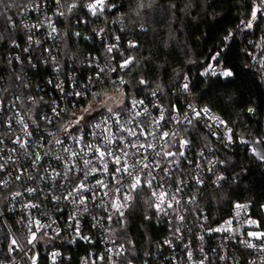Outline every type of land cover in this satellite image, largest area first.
Returning <instances> with one entry per match:
<instances>
[{
  "label": "built area",
  "instance_id": "obj_1",
  "mask_svg": "<svg viewBox=\"0 0 264 264\" xmlns=\"http://www.w3.org/2000/svg\"><path fill=\"white\" fill-rule=\"evenodd\" d=\"M95 2L86 0L87 14L93 21L100 17L104 19L106 3L101 14L92 15L89 11L87 5ZM256 3L261 20V54L257 69L264 74V0H256ZM59 13V10L52 12L46 4H36L22 7L8 16L12 26L19 27L23 34L20 53H14L11 60L20 65L25 59L36 71L33 58L38 57L41 67L49 69L53 76V82L51 77L46 81L53 86L57 97H46L40 91L32 90L30 75L23 70L10 73L13 82L8 75L0 79V264H264V239L249 235L264 233L259 219L252 214L251 205L233 202L228 214L219 219L210 218L206 210L199 208L208 191L218 190L238 179L225 160L234 144L229 124L211 107L199 104L193 98L188 77L169 93L163 90L140 96L126 93L129 89L124 77L127 66L121 68L126 61L125 55L120 50L115 23L106 18L99 25L96 23V27L90 28V24V32L76 34L86 41L96 36L99 42H103V60L94 54L80 63L83 68L94 67V76H87L86 84L78 83L75 73H68L66 79L65 67L56 58V50L62 43L56 23ZM126 47L132 48L133 42ZM8 57L7 54L6 59ZM222 70V65L210 63L207 75L212 78L220 75ZM104 73L117 88L115 93L119 98L112 109L120 116L119 124L137 135L129 136L127 131H121L115 117L109 118L107 125L102 124L110 129L102 135H112L114 143L109 147L129 164L146 157L143 162L151 164L152 168L144 172L151 170L156 177L152 189H137L129 201L123 199L128 193L127 185L117 193L120 185L103 173L97 159L84 147L100 142L94 136L100 130L93 125L101 123L110 114L101 110L93 112L95 119L86 116L91 119V124L82 132H77L79 126L72 125L77 116L86 115L84 109L99 104L92 96L96 88L93 82H103ZM80 101H86V105L75 108ZM137 112L143 114L137 116ZM253 112L252 109L248 114L252 116ZM190 126L201 128L212 144H204L197 140L194 132L185 131ZM141 130L143 134H140ZM163 133H169V136L164 137ZM71 134L77 138L83 136V139L74 142ZM57 139L62 143L57 144ZM185 140L188 143L180 147ZM133 143L138 146L152 144L155 151L131 147ZM65 148L69 151H64ZM72 152L79 155L73 156ZM124 152L128 153L127 157L123 156ZM156 152L161 155L157 156ZM164 152H183V156L177 154L165 158ZM36 154L42 159L36 160ZM84 159H92V165L86 168ZM93 166L101 171L85 180L84 173ZM112 167L114 164L110 163L109 168ZM98 179L107 187L97 185ZM124 179L128 178L125 176ZM81 181L88 190L78 193L76 190ZM29 189L34 191L29 192ZM153 190L157 193L166 191L165 199L173 207L169 208L166 202L162 205L164 211L158 212L155 204L159 201L153 197ZM144 195L151 202L157 224L166 227L167 235L136 262L127 256L125 247L115 239L114 224L120 212L112 204L119 200L124 205L120 209L123 212ZM173 195L180 201L178 205L172 200ZM81 199L83 203H80ZM248 244L254 247H248ZM1 249H4L2 253Z\"/></svg>",
  "mask_w": 264,
  "mask_h": 264
},
{
  "label": "trees",
  "instance_id": "obj_2",
  "mask_svg": "<svg viewBox=\"0 0 264 264\" xmlns=\"http://www.w3.org/2000/svg\"><path fill=\"white\" fill-rule=\"evenodd\" d=\"M85 2L0 0V79L8 75L13 82L10 73L23 70L30 75L32 90L46 97H57L53 86L46 81L51 77L53 82V76L49 69L41 67L38 57L33 58L36 71L25 59L20 65L11 60L14 53H20L23 34L19 27L12 26L8 16L22 7L46 4L52 12L63 13L56 18L62 42L56 58L65 67L66 79L68 73H75L80 84H86L87 76L93 77L96 71L94 67L83 68L80 63L94 54L103 60L104 51L103 42L96 36L86 41L76 34L90 32L92 26L96 27L105 18L114 22L120 50L125 60L132 61L124 74L129 84L126 93L136 96L153 90L169 93L188 77L193 98L211 107L233 130V151L225 160L238 179L208 191L199 208L206 210L210 218L219 219L228 214L231 203L249 204L253 216L264 228V163L256 162L250 148L241 143L258 139L264 147V74L257 69L261 54L259 10L253 19L254 10L258 9L256 0H105L104 19L94 21L85 10ZM72 4L76 7L68 11ZM129 42H133V47L127 49ZM210 63L222 65V73L210 78L207 75ZM224 72L232 75L225 77ZM106 76L104 73L103 82L93 80L94 92L104 95L117 89L113 87L114 81ZM10 86L8 83L7 87ZM85 105L86 101H80L75 108ZM249 109L254 110L252 116L248 114ZM185 131L194 132L204 144H212L199 127L190 126ZM113 233L125 247L127 256L138 262L162 241L167 229L157 224L151 202L144 195L126 208L123 216H117Z\"/></svg>",
  "mask_w": 264,
  "mask_h": 264
},
{
  "label": "snow or ice",
  "instance_id": "obj_3",
  "mask_svg": "<svg viewBox=\"0 0 264 264\" xmlns=\"http://www.w3.org/2000/svg\"><path fill=\"white\" fill-rule=\"evenodd\" d=\"M57 2L59 3V0H57ZM104 3H105V0H96L95 3L88 4L87 7H88L89 11L92 13V15H98V14H101L103 12ZM75 7H76V4L70 5L68 11H71ZM258 10L259 9L254 10L253 19H255L256 11H258ZM59 15H63V13H59ZM248 26L251 27V22L249 23ZM53 31H55L54 28H53ZM77 35H79V34L77 33ZM108 50L112 51L111 48H109ZM131 62H132L131 60H126L125 63L121 65V68L126 67ZM223 75L225 77H227V76H231L232 73L231 72H224ZM141 83H143V81H141ZM185 88H187V85H185ZM76 95L79 96L81 94L76 93ZM92 96L94 99H97L99 101V107L96 109H92L91 107L84 109V113L86 115L77 116L72 121V125L73 126H79V127H77V132H82V130L84 128H87L89 126V124H91V119H87L86 116L91 117L92 119H95V116H93V112L94 111L100 112L101 110H105L110 114V117H104L102 119L101 123H97V124L93 125V127L95 129L100 130L98 133H94V136H96L100 142H98L95 145L85 144L84 147L87 148L91 152V155L97 159L99 164L102 166L103 173L110 176L113 180H115L117 182V184L120 185V187H118L116 189L117 193H120L121 189L125 185H127L128 193L124 194L123 199L125 201H129V200L134 198L132 194L136 193L137 189H140L142 191L145 188H147V189L153 188V181L156 179V177L154 175H152L151 170L148 172H144L145 169H151L152 165L149 163L143 162V160L146 159V157H142L141 160L137 161L136 163L129 164L127 159L122 160L120 155H116V153L111 150L109 145H112L114 143L113 137L111 134L102 135L103 133L110 131V129L102 127V124L107 125V121L111 117H115V121L119 124L120 116L118 113L113 111L111 106H109L108 99H111V98L101 99L102 94L98 93V92H93ZM120 111L121 112L124 111L123 107L120 108ZM204 111H207V109H205ZM249 111H252V109H249ZM142 114L143 113H140V112L136 113L137 116L142 115ZM196 115H199V113H196ZM216 119L218 120L219 118H216ZM161 120H163V115H161ZM82 121H83V123H81ZM220 123H223V121H220ZM119 126H120L121 131H127L129 136H136L137 135V133L135 131H132L130 129H125L123 124H119ZM25 128H27V125H25ZM65 131L67 133L68 129L65 128ZM140 134H143V130H141ZM28 135H31V133H29ZM162 135L164 137H168L169 133H163ZM71 138L73 139L74 142L78 143L80 140L83 139V136L77 138V136L75 134H71ZM120 140L123 141V137H121ZM56 143L61 144L62 140L57 139ZM187 143L188 142L186 140L182 141L180 147H184ZM241 143L248 144L249 142L242 140ZM255 143L257 145H259L261 142L256 141ZM21 147H26V145L21 144ZM131 147H134V148H136V147L145 148L146 147V148H152L155 151V146L152 144H148L146 146L144 144H140L138 146L137 144L133 143V144H131ZM64 151H69V149L65 148ZM82 151H83V148H82ZM252 153L254 155H256L258 159L264 160V151H258V149L256 147H253ZM137 154H139V153H134V155H137ZM177 154L180 156H183V152H179V153L164 152L163 153L165 158L166 157H175V156H177ZM72 155L77 156L79 154L76 152H72ZM127 155H128V153H126V152L123 153L124 157H127ZM156 155L159 156V155H161V153L156 152ZM40 159H42V157L39 154H36V160H40ZM57 159H60V157H57ZM83 163H84L85 167L88 168L90 165H92L93 161H92V159H84ZM110 163L114 164V167H112L111 169L109 168ZM34 164H35V161H34ZM0 168H2V165H0ZM100 171H101V168H98L95 166L91 167L88 172L84 173L85 180H87V177L89 175H96ZM161 171H165V170L161 169ZM56 175H59V173H57ZM125 176L128 178L127 180L124 179ZM19 178L20 177L18 176L17 179H19ZM220 179H222V177ZM96 183H97V185H99L102 188L107 187V185L104 183L103 180L98 179L96 181ZM197 183H200V181L197 180ZM85 190H88V189H85L84 182L81 181L79 184V187L76 191L78 193H82ZM28 191L32 192L34 190L29 189ZM177 191H180V189H177ZM16 195H20V193H17ZM69 195H72V193H69ZM152 195H153V197H155L156 200L159 201V203L155 204L157 211L158 212L164 211L162 205H164L167 202L165 199V197L167 196V192L162 190L159 193H157L155 190H153ZM172 200H175L177 205L180 203V201L176 198L175 195L172 196ZM83 202H84L83 199H81L80 203H83ZM167 206L169 208L173 207L171 202H167ZM112 207L117 212H120L121 216H123V212H121L120 209L122 207H124V205L119 203V200L113 202ZM238 207H240V206L238 205ZM179 219L182 221L183 217L181 216ZM219 230L220 229H217V231H219ZM249 235L250 236H256L258 239H264V233H261V234L249 233ZM33 238H35V234H33ZM201 239H202V237H201ZM29 242L31 243V241H29ZM15 243H16V241L13 240V244H15ZM247 246L248 247H254V245H252V244H248Z\"/></svg>",
  "mask_w": 264,
  "mask_h": 264
},
{
  "label": "rangeland",
  "instance_id": "obj_4",
  "mask_svg": "<svg viewBox=\"0 0 264 264\" xmlns=\"http://www.w3.org/2000/svg\"><path fill=\"white\" fill-rule=\"evenodd\" d=\"M115 91H117V90H112L111 92H110V94L108 93L107 95H104V97L102 98V99H107V98H111V99H108V104H109V106H111V107H115V105L117 104V102H118V98H119V96L118 95H116L117 93H115ZM99 104H92L91 105V108L92 109H94L95 107H97Z\"/></svg>",
  "mask_w": 264,
  "mask_h": 264
},
{
  "label": "water",
  "instance_id": "obj_5",
  "mask_svg": "<svg viewBox=\"0 0 264 264\" xmlns=\"http://www.w3.org/2000/svg\"><path fill=\"white\" fill-rule=\"evenodd\" d=\"M245 141H248L249 143L248 144H244L242 143L244 146L246 147H249V148H253V147H256L258 149V151H264V147H262L261 143L259 145H257L255 142L256 141H259L258 139H253V141H249V140H245ZM252 156H253V159L258 162V163H264V160H260L257 158L256 155H254L252 153Z\"/></svg>",
  "mask_w": 264,
  "mask_h": 264
}]
</instances>
